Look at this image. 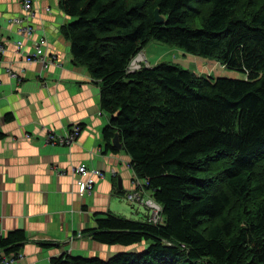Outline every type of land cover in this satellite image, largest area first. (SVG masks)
Listing matches in <instances>:
<instances>
[{
  "label": "trees",
  "instance_id": "16d2710c",
  "mask_svg": "<svg viewBox=\"0 0 264 264\" xmlns=\"http://www.w3.org/2000/svg\"><path fill=\"white\" fill-rule=\"evenodd\" d=\"M60 6L72 18L60 33L73 64L100 82L105 146L119 152L111 144L118 132L163 223L109 213L87 232L125 250L105 258L63 253L50 263L264 264V0ZM151 39L218 59L239 76L213 78L167 61L127 70ZM24 238L21 230L0 235V250L15 254Z\"/></svg>",
  "mask_w": 264,
  "mask_h": 264
},
{
  "label": "crops",
  "instance_id": "0c3cea01",
  "mask_svg": "<svg viewBox=\"0 0 264 264\" xmlns=\"http://www.w3.org/2000/svg\"><path fill=\"white\" fill-rule=\"evenodd\" d=\"M33 6L35 31L20 47L16 41L23 37L11 19L25 12L18 0H0V235L24 233L18 264H51V257L63 253L107 256L118 245L93 241L87 230L109 213L144 219L145 211L133 213L124 198L136 173L123 150L114 153L105 146L102 130L109 115L100 107V82L73 64L70 42L60 33L72 18L60 0H35ZM41 36L55 61L27 62L26 53ZM154 60L148 64L161 62ZM73 124L82 130L72 142L47 140ZM78 165L104 173L90 193L73 172Z\"/></svg>",
  "mask_w": 264,
  "mask_h": 264
},
{
  "label": "built area",
  "instance_id": "2783aa9c",
  "mask_svg": "<svg viewBox=\"0 0 264 264\" xmlns=\"http://www.w3.org/2000/svg\"><path fill=\"white\" fill-rule=\"evenodd\" d=\"M21 3L22 9L25 12L24 16H16L12 18V23L17 25L18 33L23 37L16 41L18 46L24 44V39L30 38L35 31L33 24L31 23V16L33 15V5L35 0H18ZM48 42L44 36L37 39L34 44V51L31 53H26L25 60L27 62H40L41 64H46L49 62H54V55L50 56L47 52ZM4 50L3 43L0 42V53ZM141 52V51H140ZM139 52V53H140ZM138 53V54H139ZM137 54V55H138ZM136 55V56H137ZM134 57L128 64L129 71L139 69L141 65H149L146 62L138 63L132 66V61L134 59H141L140 54ZM14 75V74H12ZM82 130L80 124L71 125L68 130H66L64 135H55L51 133L48 135L47 140L50 142L58 143H70L75 140ZM112 174H115L114 168L111 170ZM73 172L80 175V180H78L79 185L82 187L83 192L90 193L95 185V178L104 177V173L99 169H88L84 165H78L73 168ZM147 181L139 178L138 176H133L131 179V188L124 195L126 202L133 206L141 205L144 207L145 215L144 220L148 223L159 224L163 223V214L161 204L152 196L150 190L147 188ZM22 258V254L17 252L15 254H5L3 250H0V264H18V261Z\"/></svg>",
  "mask_w": 264,
  "mask_h": 264
},
{
  "label": "rangeland",
  "instance_id": "374dc122",
  "mask_svg": "<svg viewBox=\"0 0 264 264\" xmlns=\"http://www.w3.org/2000/svg\"><path fill=\"white\" fill-rule=\"evenodd\" d=\"M139 54L141 56V59L139 60L134 59L132 61V64H133L132 66H135L138 63L141 64L146 61L148 63V60L150 62H154L155 61L154 59L157 56L158 60L160 61L166 60L171 63H176L181 68H186L192 72L203 74L205 76L212 75L213 78L220 77V76H227V77L239 76V74L229 71L228 69H225L224 67H222L220 64L221 62L218 59L197 56V55L188 53L187 51H185L184 49L180 47L162 43V42H159L153 39H151L146 44L144 49ZM209 184L212 188L215 187L214 184H211L210 182ZM125 203L127 204L126 200H125ZM128 207L130 209H133L132 210L133 213H135L134 209L138 208L140 212L138 213L139 215H142L141 213L145 211L144 207L141 205H138V206L136 205V206H133L132 208L128 205ZM126 217H128V215ZM92 255H98L99 257H103V258L106 257V256H101L100 254H92ZM82 256L89 257L90 254L82 255Z\"/></svg>",
  "mask_w": 264,
  "mask_h": 264
},
{
  "label": "water",
  "instance_id": "95a60500",
  "mask_svg": "<svg viewBox=\"0 0 264 264\" xmlns=\"http://www.w3.org/2000/svg\"><path fill=\"white\" fill-rule=\"evenodd\" d=\"M154 15H155V18H156L157 22L162 23L164 21V16L159 13L158 8L155 9ZM111 144H112V146H114L118 150L122 149V144L120 142V137H119V133L118 132H116L114 137L112 138ZM118 183H120V178H118ZM125 249H126V247L118 246L116 251H121V250H125ZM106 257H108V255Z\"/></svg>",
  "mask_w": 264,
  "mask_h": 264
},
{
  "label": "bare ground",
  "instance_id": "6f19581e",
  "mask_svg": "<svg viewBox=\"0 0 264 264\" xmlns=\"http://www.w3.org/2000/svg\"><path fill=\"white\" fill-rule=\"evenodd\" d=\"M139 177V176H138Z\"/></svg>",
  "mask_w": 264,
  "mask_h": 264
}]
</instances>
